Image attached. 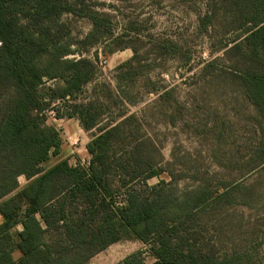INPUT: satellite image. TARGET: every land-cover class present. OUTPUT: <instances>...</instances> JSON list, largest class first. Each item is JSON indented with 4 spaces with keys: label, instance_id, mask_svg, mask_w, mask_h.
I'll return each mask as SVG.
<instances>
[{
    "label": "rangeland",
    "instance_id": "374dc122",
    "mask_svg": "<svg viewBox=\"0 0 264 264\" xmlns=\"http://www.w3.org/2000/svg\"><path fill=\"white\" fill-rule=\"evenodd\" d=\"M3 1L21 24L28 22L32 0ZM57 2L71 12L48 26L57 41L72 45L73 54L65 59L92 62L93 77L81 92L45 112L46 126L62 136L60 154L46 167L63 159L81 167L90 160L87 146L97 130L85 131L77 117L66 118L75 104L93 105L100 126L134 118L113 152L124 162L139 144L159 175L123 188L121 171L110 174L114 206L124 205L129 191L161 200L169 221L187 228L180 236L198 264H264V115L244 87L258 58L245 46L229 56L223 49L240 31L201 27L206 0ZM240 38L244 42L246 36ZM55 84L62 82L46 81L42 98L49 99ZM19 182L26 184L24 177ZM201 192L207 201L187 216L189 197ZM96 200L98 206L104 197ZM89 209L81 198L73 205V218L85 219ZM118 231L119 241L86 264H122L140 251L153 263L149 245L123 228Z\"/></svg>",
    "mask_w": 264,
    "mask_h": 264
},
{
    "label": "trees",
    "instance_id": "16d2710c",
    "mask_svg": "<svg viewBox=\"0 0 264 264\" xmlns=\"http://www.w3.org/2000/svg\"><path fill=\"white\" fill-rule=\"evenodd\" d=\"M57 1L32 0L28 22L21 24L0 0V264H86L119 241V227L150 246L151 264H198L194 249L180 236L181 228H187L178 220L169 221L161 200L149 201L129 191L124 205L114 206L110 174L121 171L123 188L159 175L139 144L124 162L113 152L114 142H123L121 135L134 118L100 126V114L90 109L93 105L75 104L66 118L77 117L85 131L97 130L87 146L90 166H72L64 159L46 169L60 154L62 136L57 128L46 126L45 112L57 100L81 92L93 77L92 62L65 59L73 54L72 45L57 41L48 26L51 19L71 12ZM206 1L201 27L240 31L232 45L223 46L225 55L241 54L245 46L258 58L244 87L264 115V0ZM244 35V42H239ZM53 80L62 84L48 89L49 99L42 98L40 89ZM21 177L27 180L24 186ZM97 196L104 197L98 206ZM207 197L206 192L189 197L187 216ZM81 198L90 209L85 219H75L73 205ZM84 252L85 258L79 255ZM144 254H132L122 264H148Z\"/></svg>",
    "mask_w": 264,
    "mask_h": 264
},
{
    "label": "built area",
    "instance_id": "2783aa9c",
    "mask_svg": "<svg viewBox=\"0 0 264 264\" xmlns=\"http://www.w3.org/2000/svg\"><path fill=\"white\" fill-rule=\"evenodd\" d=\"M1 45H2V43L0 42V46ZM89 166H90V160H88L87 162H84V165L81 166V167H83V168H89Z\"/></svg>",
    "mask_w": 264,
    "mask_h": 264
},
{
    "label": "crops",
    "instance_id": "0c3cea01",
    "mask_svg": "<svg viewBox=\"0 0 264 264\" xmlns=\"http://www.w3.org/2000/svg\"><path fill=\"white\" fill-rule=\"evenodd\" d=\"M57 157H58V156H57ZM57 157H56V158H57ZM63 160H64V159H63ZM60 161H62V160H60ZM60 161H58V162H55V164H53V165H52V166H50V167H48V166H47V167H46V169H50V168H52L54 165H56V164H57V163H59ZM25 180H26V179H25ZM26 183H27V180H26Z\"/></svg>",
    "mask_w": 264,
    "mask_h": 264
}]
</instances>
